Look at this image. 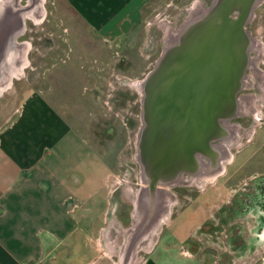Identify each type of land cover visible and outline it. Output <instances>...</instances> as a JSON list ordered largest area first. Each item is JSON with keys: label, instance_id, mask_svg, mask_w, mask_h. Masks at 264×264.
Here are the masks:
<instances>
[{"label": "rangeland", "instance_id": "374dc122", "mask_svg": "<svg viewBox=\"0 0 264 264\" xmlns=\"http://www.w3.org/2000/svg\"><path fill=\"white\" fill-rule=\"evenodd\" d=\"M2 1L3 13L16 16L15 10L30 8L43 15L23 22L15 61L24 58L29 43L27 65L9 80L0 104L9 110L33 89L53 93V101L111 160L93 234L84 241L91 251L83 256L86 264H142L154 248L162 264H263L264 169L251 172L238 156L253 136L256 142L264 135V0L145 2L144 20L135 31L110 50L104 47L97 59L82 58L91 61L86 67L92 73L82 96L50 90L55 85L48 68L66 57L69 34L95 42L103 38L67 0H13V10L11 1ZM13 20L0 41L22 24ZM1 50L6 55L7 49ZM66 84L71 92L73 84ZM180 100L191 115L204 108L207 117L199 118L206 127L198 126L195 137L178 136L183 141L178 150L175 136L163 138L167 127L176 132L170 121ZM170 147L174 161L168 158ZM157 155L162 165L150 159ZM190 205L206 210L203 222L196 223L200 213L186 210ZM166 208L165 220L148 236L159 218L156 211ZM183 209L181 218L192 222L182 230L192 231L181 241L169 223Z\"/></svg>", "mask_w": 264, "mask_h": 264}, {"label": "crops", "instance_id": "0c3cea01", "mask_svg": "<svg viewBox=\"0 0 264 264\" xmlns=\"http://www.w3.org/2000/svg\"><path fill=\"white\" fill-rule=\"evenodd\" d=\"M67 1L73 13L103 39L80 40L69 34L66 57L48 68L55 85L50 90L61 96H82L89 85L86 81L92 78L90 66L86 67L91 61L86 63L82 58H96L104 47L110 50L135 31L144 20L145 2L149 0ZM66 28L73 30L70 22ZM13 29L7 33V40L0 41V53L3 47L4 52L9 48ZM6 58L5 54L0 55V69L4 65L1 59ZM66 83L73 84L69 87L71 92ZM49 94L53 93L33 89L9 110L5 109V102L0 104V264H47V260H54L52 264L88 263L83 256L91 251L84 241L93 234L92 225L104 198L111 160ZM262 148L264 135L256 142L253 136L240 151V164L246 163L251 172L263 170ZM150 159L155 165L161 161L160 155L157 160ZM192 205L186 210L200 213L196 222L199 224L205 219L202 216L206 210ZM184 211L169 223L172 235L181 241L192 231L182 230L192 222L189 217L181 218ZM152 252L142 264H162V254ZM167 253L174 255L172 250Z\"/></svg>", "mask_w": 264, "mask_h": 264}, {"label": "bare ground", "instance_id": "6f19581e", "mask_svg": "<svg viewBox=\"0 0 264 264\" xmlns=\"http://www.w3.org/2000/svg\"><path fill=\"white\" fill-rule=\"evenodd\" d=\"M8 1L9 2L11 1V3H13V5L10 8L11 10H13L16 3L13 2V0H8ZM259 1L260 0H254V3L256 4ZM3 4H4V1L0 0V16L2 15V17H1L2 20H0L1 21L0 34L3 35L4 32L7 31V28H9L11 22L14 21L13 19H16V20L19 19V22L22 23V24L20 26L16 27V28H14L13 29L14 30L13 33L10 35V39H9L10 46L7 49V52H6V57L7 58L4 59V61L2 62L4 65L2 66L1 69H4V71L3 72L1 71V73H0V94L5 88H7L8 86L11 85L10 81H13V77H16V76L18 77V75H17L18 72L21 71L20 73H22V71L24 70V67L27 65V56H26V54H27V51L30 49V47L28 45L29 43L25 44V51L26 52H24V58L23 59L21 58L19 60L20 63L18 62V64H17V62H16L17 61L16 60L17 46L19 44L18 36L21 35L22 33H24V31H25V25H24L23 22L26 21L27 17H31L35 21H38V20H40V17L43 15V13H39V12L36 13V11L34 9H30V8L23 9L21 11L15 10L16 16L12 15L10 12H9V14H6V13H3V11H2V8H3L2 5ZM5 5H9V4L6 2ZM18 16H19V18H18ZM6 35L4 36V38L2 40H4V41L7 40L6 39L7 38ZM4 78L8 79V82H6V84L3 81ZM221 81H222V79H221ZM222 84H223V82L220 84V87H221ZM230 89H231V91H233V87L232 86L230 87ZM222 94L223 93L220 92V95H222ZM184 101H181V100H180V102L178 101L179 105L176 107L175 112L173 113L171 121H170L171 123H176V125H177V129H176L175 134L173 135L172 133H170V131H167L168 130V127L166 129V126H168L167 122L163 121V123H162L163 129H166V130H164L165 137L163 138V140L165 138H170V135L175 136L176 137V145H177L178 150L182 149V142H183L182 140H180V141L178 140V136H182V134H183V135H193L195 137L196 136V134H195L196 133V128L198 126L200 128L206 127L204 122H203V120L199 119V118H206L207 117V112H205L206 109L205 110H204V108L196 109V111L198 113L197 116L194 113L191 115L188 107L186 106V104H184L185 103ZM215 111H216L217 114L219 113V110H215ZM190 128H191V130H190ZM171 149H172V147H170L169 149H166V150L169 153L168 154V158H170L171 160L174 161V158L170 157V154L174 155V150L173 149L171 150ZM179 158L180 157H178V159ZM171 160L168 162V166L169 167L172 166V161ZM157 164L162 165V161H158ZM173 168L174 167L172 166L171 169H173ZM160 192H161L160 188H155L154 189V193H157V194L160 195ZM158 201H161V200H158ZM140 202H142V196H141V199H140V196L137 198V201H136L137 208H139L138 204ZM166 202H168V201H166ZM161 211H162L163 218L165 219V216L168 213L167 212V208H166V210H161L160 209V212ZM156 212H157V214H159V211H156ZM156 223H157V221L154 222L153 228H152V230L150 232L151 235L157 229Z\"/></svg>", "mask_w": 264, "mask_h": 264}, {"label": "flooded vegetation", "instance_id": "af4514ba", "mask_svg": "<svg viewBox=\"0 0 264 264\" xmlns=\"http://www.w3.org/2000/svg\"><path fill=\"white\" fill-rule=\"evenodd\" d=\"M160 213H161V214H158L159 216H157V217H159L158 220H156L157 223H160V222H162V220H165V219L163 218L162 212H160ZM147 235L150 236L151 234L149 233V234H147Z\"/></svg>", "mask_w": 264, "mask_h": 264}, {"label": "water", "instance_id": "95a60500", "mask_svg": "<svg viewBox=\"0 0 264 264\" xmlns=\"http://www.w3.org/2000/svg\"><path fill=\"white\" fill-rule=\"evenodd\" d=\"M159 91L161 90L160 88L158 89ZM174 109H176V106H174ZM159 122H161V121H159ZM159 122H158V125H159ZM159 127V126H158ZM168 149V148H167Z\"/></svg>", "mask_w": 264, "mask_h": 264}]
</instances>
